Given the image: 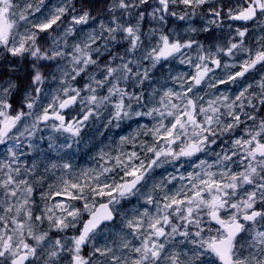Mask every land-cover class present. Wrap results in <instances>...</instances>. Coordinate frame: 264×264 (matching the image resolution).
I'll return each instance as SVG.
<instances>
[{"label": "clouds", "instance_id": "obj_1", "mask_svg": "<svg viewBox=\"0 0 264 264\" xmlns=\"http://www.w3.org/2000/svg\"><path fill=\"white\" fill-rule=\"evenodd\" d=\"M0 264H264V0H0Z\"/></svg>", "mask_w": 264, "mask_h": 264}]
</instances>
